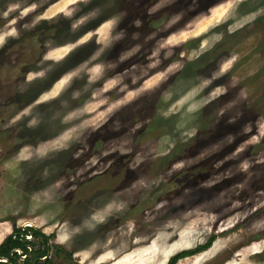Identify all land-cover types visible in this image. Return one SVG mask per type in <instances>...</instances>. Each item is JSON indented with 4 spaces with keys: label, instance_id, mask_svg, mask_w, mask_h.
<instances>
[{
    "label": "rangeland",
    "instance_id": "374dc122",
    "mask_svg": "<svg viewBox=\"0 0 264 264\" xmlns=\"http://www.w3.org/2000/svg\"><path fill=\"white\" fill-rule=\"evenodd\" d=\"M262 26L264 0H0V244L28 224L54 264H166L213 238L177 264H264Z\"/></svg>",
    "mask_w": 264,
    "mask_h": 264
},
{
    "label": "flooded vegetation",
    "instance_id": "af4514ba",
    "mask_svg": "<svg viewBox=\"0 0 264 264\" xmlns=\"http://www.w3.org/2000/svg\"><path fill=\"white\" fill-rule=\"evenodd\" d=\"M125 5H127V4H125ZM123 6H124V4H123ZM151 5L150 4H143L142 5V13H141V15H143L144 13H146L147 12V10L149 9V7H150ZM123 16L122 17H125V19H126V16H125V14H124V11H123V9H121V10H118ZM41 12H42V10H41ZM132 16H133V14H131ZM113 15H111V17H112ZM109 17H110V15L109 16H107V17H105V18H101V19H99L98 21H97V23H96V25L94 26V28H97V27H99L100 25H102L103 24V22L106 20V19H109ZM150 16H148V17H146V19L147 20H149L150 18H149ZM124 18H122V20H125ZM129 21V20H128ZM121 22H123V21H121ZM121 22H120V24H121ZM131 22L133 23V20H131ZM126 23H128V24H131V23H129V22H127L126 21ZM149 24V22H146L144 25H139V26H141V27H133L132 28V30H130V31H128V32H132V34L133 35H135V34H137V36H139L140 37V39L139 40H141V41H143V42H147V39L151 36V35H153L154 34V32L156 31V29H155V27L152 25V26H149L148 25ZM155 25V24H154ZM44 26H48V23H45L44 24ZM129 27V26H128ZM263 27V26H262ZM50 29H52V30H55L53 33V35H54V38L55 39H57V37H59L58 36V34H59V29H58V27L54 24V22H53V26L52 27H50ZM131 29V28H130ZM263 29H264V27H263ZM36 36V35H35ZM35 36H31V37H29L30 39H31V41H33V38L32 37H35ZM43 37V35L41 36V37H39V41H38V43H36V45L38 46V51H39V55L42 57V56H45V54L47 53V50L43 47L44 45H43V42H40V39ZM45 39H47V38H44V40L43 41H45ZM34 43V42H33ZM35 45V44H34ZM133 47H135V45L133 46ZM37 48V47H36ZM2 51H4V49H2ZM16 71V70H15ZM20 71V70H19ZM1 72H3V73H1ZM0 74H2V75H0V76H4L5 78H7V77H12V70H3V69H0ZM5 80V79H4ZM10 86V81H9V79H7L6 81H5V83H4V86H3V88H5V87H7V86ZM31 96H33L32 94H31V92H30V94H28V97H31ZM14 104H18V102L17 101H12V100H10V101H7V103H5L3 106H1L0 107V111L1 110H5L3 113H4V119L6 118L7 119V117H8V115L12 112V110H13V108H12V106L14 105ZM2 114V112L0 113V115ZM11 117H13L12 116V114H10V116H9V118H11ZM104 136V135H103ZM107 137L104 139V144L106 145V142H107ZM100 147L102 148V143H100ZM96 150H97V148H96ZM93 153H95V154H97V152L94 150V152ZM103 157V156H102ZM111 159V158H110ZM101 161H105L106 162V160H105V158H104V160H101ZM112 165H111V167L109 168L108 167V165H105L104 167H102L100 170H98V171H96V170H91L90 168H88V167H84V165L82 164H78V165H72L71 167H66V169L68 170V175H67V177L69 178V182L67 183L68 184V187H67V189L68 190H73L74 188H79V189H84V188H97V187H99V186H102V184L103 185H108L109 184V180L108 179H104V178H101L100 176H94V175H98V174H101V173H103L104 171L105 172H110L111 174H112V176L114 177H118V173L119 172H121L122 170H123V168H125L126 166H128V165H125V163L127 162V161H125L124 160V157H123V155H121V156H119V155H116L113 159H112ZM84 163V162H83ZM112 168V169H111ZM127 173H128V171H127ZM66 178V176H63L62 177V179H63V181H64V179ZM98 178H100L99 180H97ZM105 181H106V183H105ZM66 182V181H65ZM121 184H122V182H119L118 184H116L115 185V187L114 188H120L121 187ZM51 186V185H50ZM48 188L49 189H51L49 186H48ZM54 188V187H53ZM78 194L79 193H81V191L80 192H77ZM95 194V192L93 193V195H92V198H94V199H98L99 198V196L98 195H94ZM73 201H74V199H73ZM70 202H71V200H70ZM76 203V202H75ZM23 227V226H22ZM33 227V226H32ZM26 228H31V226H27V227H25V228H21L22 230H25ZM13 231V230H12ZM38 232H42V233H44V231H39L38 230ZM12 233V232H11ZM10 233V234H11ZM41 233V234H42ZM43 236H46L45 234H42ZM47 237V239L45 240V242H46V249H47V252H46V255L45 256H43V257H41V258H34V260L32 261V264H54V263H52V262H50V260H48V259H50V256H48V254H49V252H50V250L48 249L50 246H49V238H48V236H46ZM13 238H16V236H14ZM18 238H19V240L20 241H23V242H26V251H24V250H22V249H20V248H18V249H13L12 250V253H11V255L13 254V253H15L16 255H17V258L15 259V261H14V264H16V261H21V262H25V259L29 256V254L31 253V252H33L34 250H32V244H33V242H34V238H33V236H32V234L31 233H27V234H22V233H20L19 234V236H18Z\"/></svg>",
    "mask_w": 264,
    "mask_h": 264
},
{
    "label": "trees",
    "instance_id": "16d2710c",
    "mask_svg": "<svg viewBox=\"0 0 264 264\" xmlns=\"http://www.w3.org/2000/svg\"><path fill=\"white\" fill-rule=\"evenodd\" d=\"M27 234L31 233L34 239L41 238L43 241L42 243L45 242L47 239L46 236H43L38 230L31 228H26L25 230H22L21 228H13L12 233L6 237L3 242L0 244V258H5L7 262H0V264H14L15 259L17 258V255L15 253H12L13 249H22L26 251V242L20 241L18 236L19 234ZM16 236V238H13ZM213 238H210L205 244L199 245L193 249H187V250H182L173 256H171L166 264H177L180 260L192 257L195 255H198L207 249L210 248L212 245ZM47 249L44 248L43 250H37L34 253V258H41L46 255Z\"/></svg>",
    "mask_w": 264,
    "mask_h": 264
},
{
    "label": "bare ground",
    "instance_id": "6f19581e",
    "mask_svg": "<svg viewBox=\"0 0 264 264\" xmlns=\"http://www.w3.org/2000/svg\"><path fill=\"white\" fill-rule=\"evenodd\" d=\"M25 226H29L28 224L27 225H25ZM179 248V245L177 246V247H174V248H172L170 251H168L167 252V255L169 254V253H171L174 249H178ZM166 255V256H167ZM164 262V261H163ZM163 262H161L160 264H163Z\"/></svg>",
    "mask_w": 264,
    "mask_h": 264
},
{
    "label": "water",
    "instance_id": "95a60500",
    "mask_svg": "<svg viewBox=\"0 0 264 264\" xmlns=\"http://www.w3.org/2000/svg\"><path fill=\"white\" fill-rule=\"evenodd\" d=\"M29 226H31V225H29ZM25 227H27V226H23V228H25ZM0 262H7V260L5 259V258H0Z\"/></svg>",
    "mask_w": 264,
    "mask_h": 264
},
{
    "label": "crops",
    "instance_id": "0c3cea01",
    "mask_svg": "<svg viewBox=\"0 0 264 264\" xmlns=\"http://www.w3.org/2000/svg\"><path fill=\"white\" fill-rule=\"evenodd\" d=\"M11 233V232H10Z\"/></svg>",
    "mask_w": 264,
    "mask_h": 264
}]
</instances>
